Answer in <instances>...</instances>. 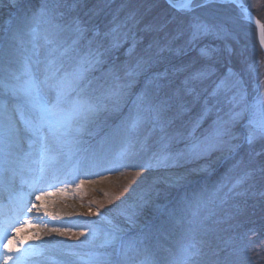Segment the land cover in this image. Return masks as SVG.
I'll return each mask as SVG.
<instances>
[{"label":"rangeland","instance_id":"374dc122","mask_svg":"<svg viewBox=\"0 0 264 264\" xmlns=\"http://www.w3.org/2000/svg\"><path fill=\"white\" fill-rule=\"evenodd\" d=\"M27 1L0 0V41L32 15L34 11L29 12V7L23 6ZM241 1L264 24V6H252L253 0ZM51 2L37 0L33 6L39 4L40 9ZM194 3L201 6L184 14L171 9L164 0H82L77 10L69 13V20L79 17L88 29L76 46L77 53L73 54L69 67L74 66L80 56L97 49V41L89 45L93 30L103 33L119 24L129 33V43L120 49L104 52L99 48L104 52L103 62L86 72L80 85L83 97L89 102L107 105V110L102 108L88 125L93 134L83 137L82 148L87 151L82 155L90 156L103 145L101 155L106 161H112L131 142L134 154L124 163L136 167L108 171L119 165L105 162L93 166L78 162L77 158H62L55 171L44 174L46 178L36 185V191L25 188V191H32L26 208L36 204L40 211L34 219L27 217L23 227L28 231L38 227L33 237L39 239H43L44 229L51 230L53 225L65 233L59 235L52 231L54 240L44 239L47 244L43 246L75 247L82 253L95 251L88 244L92 230L111 227L107 223L109 220L125 229L128 238L143 241L141 246L151 253L154 264H168L170 253L181 244L195 243L201 250L193 264H213L233 250L236 253L234 264H247L245 245L259 241L264 246V239L260 238V234H264V141L247 145L241 126L234 129L237 139L225 136L224 145L205 159L181 161L169 168L145 170L140 167L159 150L162 138L170 140L171 150L176 151L193 136L202 138L218 118L228 120L227 99L223 94L213 97L210 93L229 69L240 75L250 101L264 94V86L258 90L257 80L248 70V66L263 55L253 24L235 7L221 0H196ZM193 23L205 24L213 30L222 29L221 38L208 35L189 44ZM41 31L52 32L53 29L45 24ZM54 38L68 47L77 37L71 28H65ZM203 48L212 50L210 57L202 56ZM160 49H164L162 55L151 65L137 68L138 61L155 57ZM202 68L210 69L212 75L190 83L187 87L193 90L186 91L185 81ZM129 71L139 75L128 76ZM260 71L264 73V64ZM165 72L167 77L158 81L160 88L148 83L157 73ZM117 75L120 83H130L131 87L124 89L126 95L121 106L113 111L111 102L104 97ZM141 93L152 103L164 105L159 121L148 120L135 133L119 132L129 116L136 115L134 102ZM205 104L210 111L201 119ZM197 121L199 125L195 126ZM233 143L241 147L230 152L228 145ZM99 170L108 173L93 179L84 177L85 172L95 174ZM52 176L61 181H50ZM175 177L185 179L179 183H165ZM56 193L58 196H54ZM36 195H42V199L36 200ZM141 196L150 204L138 210L135 202ZM197 201L200 207L193 216L189 205L195 207ZM57 205L61 209L56 208ZM128 210L137 211L135 225L126 220L124 213ZM29 213L25 209L22 219ZM16 227L9 235L15 234L17 241H23V247L41 245L27 242L15 233ZM16 246L19 247V243ZM73 264L84 262L73 259Z\"/></svg>","mask_w":264,"mask_h":264},{"label":"snow or ice","instance_id":"6c2138e0","mask_svg":"<svg viewBox=\"0 0 264 264\" xmlns=\"http://www.w3.org/2000/svg\"><path fill=\"white\" fill-rule=\"evenodd\" d=\"M81 3L82 0H52L51 4L45 3L38 11L25 18L16 29L11 30L4 41H0V194H7V203L0 202V264H9L10 261L11 264H47L49 261L51 264H73V259L83 261L84 264H154L151 253L141 246L143 241L128 238L126 230L113 224L111 220L107 221L111 227L92 230L88 244L96 250L88 253L68 246L29 245L25 248L23 241H17L15 234L9 235V229L13 223L22 219L25 209L28 212L33 209L40 211L36 204L26 208V196H31L32 191L25 192L24 189L31 188L36 191V185L46 178L44 174L55 171L62 158H77L78 162L93 166L105 162L119 165V168H109L108 171L136 167L124 163L127 157L134 154L131 151L134 147L131 142H128L112 161H106L101 155L103 145L100 151L94 150L90 156L82 155L87 151L82 148L83 137L93 134L88 125L102 108L107 110V105L89 102L83 97L80 85L86 72L103 62L104 52L120 49L129 43L130 36L119 24H114L103 33L93 30L89 45L97 41V49L80 56L75 65L69 67L73 54L77 53L76 46L88 31L79 17L68 19L69 13L75 12ZM169 3L184 14H190L201 6L194 3V0H169ZM257 4L264 6V0H253L252 6ZM241 7L248 18L252 19L251 13ZM45 24L53 31L42 32L41 26ZM256 24L260 30V45L264 47V24L259 20ZM65 28H71L77 37L68 47L59 44L54 38ZM221 31L222 29L213 30L202 23H193L188 43L193 44L208 35L221 38ZM99 48H103L104 52L99 51ZM163 51L164 49H160L155 53V57L142 58L138 61L137 68H142L145 64L151 65ZM211 51L203 48L201 54L210 57ZM156 62L159 60L156 59ZM262 64L264 55L248 66V70L257 80L258 90L264 86V73L260 71ZM127 75L139 73L129 71ZM211 75L212 72L208 68L192 73L185 81L186 91L193 90L187 87L190 83L208 79ZM166 77L167 72L157 73L148 83L160 88L158 81ZM126 87H131V84L120 83L118 75L108 87L104 98L111 102L113 111L119 110L126 95ZM221 94L229 105L227 121L218 118L202 138L193 136L185 142L182 149L176 151L171 150L170 140L162 138L159 150L140 167L145 170L169 168L181 161L205 159L224 145L225 136L237 139L234 129L238 126L243 128V140L247 145L253 146L264 141V94L250 101L240 75L231 69L219 78L210 93L213 97H219ZM134 105L136 115H130L119 132H138L148 120L159 121L161 112L164 111V105L152 103L145 93L137 96ZM209 111L205 104L200 118L206 117ZM198 125L199 121L195 126ZM240 147L241 144L233 143L228 145V150L235 152ZM183 179L185 177H175L165 183H179ZM41 199L42 195H36V200ZM149 204L150 201L141 196L135 202V208L142 210ZM120 207L121 205H117V208ZM189 207L195 216L200 202L197 201L195 207ZM10 211L13 215H9ZM124 214L127 222L135 225L137 211L128 210ZM45 215H48L47 211ZM22 227L23 225L17 224L15 233L18 234ZM51 231L59 235L65 234L55 225L51 227ZM17 243L19 247L16 246ZM200 254L201 250L195 243L181 244L170 253L168 264H193ZM235 255L233 250L213 264H234ZM217 256L219 257V253ZM245 260L247 264H264V246L259 241L249 242L245 245Z\"/></svg>","mask_w":264,"mask_h":264},{"label":"bare ground","instance_id":"6f19581e","mask_svg":"<svg viewBox=\"0 0 264 264\" xmlns=\"http://www.w3.org/2000/svg\"><path fill=\"white\" fill-rule=\"evenodd\" d=\"M25 146H27V145H25ZM26 148V147H25ZM26 150V149H25ZM102 169H104V168H102ZM108 173V171H104V170H99L97 173H95V174H92V172H89V173H86L85 172V174H87V175H85L84 177H86V178H90V179H93V178H95V177H98V176H101V175H103V174H107ZM89 174V175H88ZM54 176H52V177H50L49 178V180L50 181H52L53 180V182L55 181V180H58L57 178H53ZM47 185V184H46ZM25 191V190H24ZM25 192H28V191H25ZM58 194L59 193H56L54 196H58ZM3 194H1V196H2ZM62 197H64L63 195H61ZM28 198V196H26V199ZM27 200H29V198L27 199ZM6 201L4 200V202L3 203H5ZM7 203V202H6ZM56 208H60L61 209V207L60 206H56ZM13 215V213L10 211L9 212V215ZM38 216V213H37V211L36 210H34V211H32V212H30L29 213V215H27L26 217L24 216L23 217V219H21V220H19L18 222H15V223H13V226H17V224H20V225H25V223H24V221H25V219L27 218V217H33V219L35 218V217H37ZM38 227H34V228H32V229H30L29 231L26 229V227H22L21 228V230H20V232L18 233L19 234V236H21V237H24L25 238V240L27 241V242H36V243H39V244H41V245H46L47 244V240H44V239H48V240H54V237H53V235H52V231L51 230H49V229H44L45 231H44V233H42L43 234V236H42V238L43 239H39V238H35V237H33V232L34 231H36V229H37ZM11 263V261L9 262V264Z\"/></svg>","mask_w":264,"mask_h":264},{"label":"water","instance_id":"95a60500","mask_svg":"<svg viewBox=\"0 0 264 264\" xmlns=\"http://www.w3.org/2000/svg\"><path fill=\"white\" fill-rule=\"evenodd\" d=\"M165 3L173 10L175 11H178L176 9H174L171 4L169 3V0H164ZM196 0H194L195 2ZM222 3H227V4H230L232 5L233 7H235L243 16L246 20H248L251 24H253L254 28H255V31H256V39H257V43H258V46L262 52V54L264 55V47H262L260 45V42H259V27L258 25L256 24V21L259 20L262 24L263 22L256 16V14L254 13V11L252 9H250V7L248 5H246L245 3H243L241 0H221ZM243 6V9H247L248 12L251 13V16H252V19H249L248 16L246 15L245 11L242 10V7Z\"/></svg>","mask_w":264,"mask_h":264},{"label":"trees","instance_id":"16d2710c","mask_svg":"<svg viewBox=\"0 0 264 264\" xmlns=\"http://www.w3.org/2000/svg\"><path fill=\"white\" fill-rule=\"evenodd\" d=\"M37 2V0H28L26 3V5L24 4L23 6H27V7H29V12H31V11H37L38 9H39V7H40V5L39 4H36L35 6H33V4H35ZM29 4V5H28ZM260 19V18H259ZM121 114H123V113H121ZM124 114H126V113H124ZM123 114V115H124ZM264 233V232H263ZM260 238L261 239H264V234L263 235H261L260 234Z\"/></svg>","mask_w":264,"mask_h":264}]
</instances>
